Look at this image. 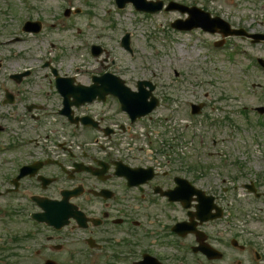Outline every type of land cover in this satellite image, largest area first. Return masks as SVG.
<instances>
[{
	"label": "rangeland",
	"instance_id": "1",
	"mask_svg": "<svg viewBox=\"0 0 264 264\" xmlns=\"http://www.w3.org/2000/svg\"><path fill=\"white\" fill-rule=\"evenodd\" d=\"M163 1L195 5L233 27L264 33V0ZM186 17L178 10L137 11L131 3L120 9L115 0H0V142L86 135L73 133L58 113L62 97L46 63L83 84L106 71L133 90L139 80H148L159 103L133 124L114 101L96 100L102 114L132 124L110 140L160 161L162 168L171 163L205 188H227L230 225L226 218L207 228L238 235L247 245L235 250L223 244L220 264H253L255 251L264 255V199L257 200L244 184L254 181L264 190V114L256 111L264 106V69L256 62L264 59V42L231 36L215 47L219 33L171 26ZM28 19L41 21V31H22ZM125 33L131 51L122 45ZM93 44L103 48L101 55L91 53ZM27 70L29 75L13 78ZM6 93L14 100L4 102ZM192 104L201 105L199 113L192 114ZM203 176L208 180H200ZM189 243L183 242L174 264H203L187 249Z\"/></svg>",
	"mask_w": 264,
	"mask_h": 264
},
{
	"label": "flooded vegetation",
	"instance_id": "2",
	"mask_svg": "<svg viewBox=\"0 0 264 264\" xmlns=\"http://www.w3.org/2000/svg\"><path fill=\"white\" fill-rule=\"evenodd\" d=\"M106 101L117 108L115 96ZM96 103L74 108L88 125L64 116L73 133L86 134L81 140L0 142V264H174L187 240L203 264H220L227 242L246 250L238 235L207 228L226 218L230 225L227 188H205L171 163L165 169L122 149L110 139L133 123L102 114ZM250 184L264 199L262 186ZM200 207L212 218H199ZM183 223L192 230L183 232ZM207 245L221 255L210 258ZM263 257L255 253L253 264Z\"/></svg>",
	"mask_w": 264,
	"mask_h": 264
},
{
	"label": "water",
	"instance_id": "3",
	"mask_svg": "<svg viewBox=\"0 0 264 264\" xmlns=\"http://www.w3.org/2000/svg\"><path fill=\"white\" fill-rule=\"evenodd\" d=\"M120 7L125 6L127 2H133V4L141 10H146L150 12H155L163 7V1H147V0H116ZM172 9H180L181 11H187L189 13V17L186 20H176L172 23V26L180 29H191L196 26H201L205 30H209L212 32H215L218 28H221V31L225 34L230 33H236V34H244L243 31H236V32H229V24L227 22L219 19V18H211L210 14L197 8V7H186L183 5H180L175 2H170V4L167 7V10ZM35 26L33 29L35 31L40 30V26L38 22H29L27 29L31 28L32 26ZM253 37L256 38V41H259L261 39H264V35L262 34H254ZM129 34L126 35L123 41V45L129 48ZM96 54H99L101 52L100 47L96 48ZM28 73H22L13 75L15 78H22L24 75H27ZM58 86L61 90V92L66 96V109L72 104V103H82L86 100H92L95 98L97 94H104L105 92H114L121 96H123V102L125 104L124 108H126L130 114H132L133 117L135 116H142L146 114L147 112L151 111L154 106L156 105V99L153 97L152 101L150 103L146 102V99L149 95L152 94L153 85H151L150 82L147 81H140L139 82V92H132L128 88L123 86V81L115 77L111 74H106L100 78L95 79V84L91 86H78V87H69L67 84L64 83H70L73 82L72 78H57ZM147 84L150 85V90H145L142 85ZM108 88L110 90H108ZM108 90V91H107ZM69 95H73L75 97L74 102H69L68 97ZM195 112H199L201 105H197L194 107ZM261 111H264L263 108H261ZM67 112V111H62ZM206 252L209 254V256H215L213 253H210V251L206 250ZM216 253V252H215Z\"/></svg>",
	"mask_w": 264,
	"mask_h": 264
}]
</instances>
